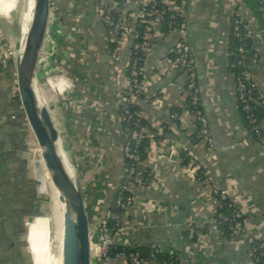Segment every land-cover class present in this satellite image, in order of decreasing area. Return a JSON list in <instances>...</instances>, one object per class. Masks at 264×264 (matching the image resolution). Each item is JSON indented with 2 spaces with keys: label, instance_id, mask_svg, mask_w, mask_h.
Returning a JSON list of instances; mask_svg holds the SVG:
<instances>
[{
  "label": "crops",
  "instance_id": "0c3cea01",
  "mask_svg": "<svg viewBox=\"0 0 264 264\" xmlns=\"http://www.w3.org/2000/svg\"><path fill=\"white\" fill-rule=\"evenodd\" d=\"M242 3L247 4L244 11L251 18V30L260 29L249 0L185 3L184 37L197 62L201 106L208 117L214 149L206 148L202 140L188 141L194 122L188 108L182 107L187 103L186 73L174 70L168 55L181 39L179 30L155 40L143 66L142 94L136 100L150 125L148 132L155 134L149 139L152 153L144 161L153 180L136 190L137 202L129 209L124 241L162 246L190 264H250L249 239L264 237V147L244 129L234 73L228 65L230 14ZM11 12L0 15V40L16 52L20 34L15 25H20V18ZM51 18L52 40L46 55L50 63L37 76L42 78L50 69L63 77L50 81L51 86L60 91L68 84L67 102L62 96L61 105L67 103L71 109L62 105V113L54 108L51 114L59 119L66 148L77 159L90 226L107 212L123 167L114 107L127 53L118 72L108 58L92 0H51ZM261 49L262 60L249 64L248 69L264 88V40ZM13 84L15 55L6 66L0 65V264H30L26 231L35 214L37 182L34 158L26 157L29 131L21 109L12 101ZM177 107H182L180 119L171 123L170 111ZM162 125L165 128L159 131ZM182 145L196 154L206 181L183 170ZM214 187L228 190L247 219L246 231L233 238L218 236L207 224ZM189 223L207 227L196 243L187 238ZM90 264L99 262L92 258Z\"/></svg>",
  "mask_w": 264,
  "mask_h": 264
},
{
  "label": "built area",
  "instance_id": "2783aa9c",
  "mask_svg": "<svg viewBox=\"0 0 264 264\" xmlns=\"http://www.w3.org/2000/svg\"><path fill=\"white\" fill-rule=\"evenodd\" d=\"M185 3L186 0H92L93 8L102 26L103 41L108 58L118 72L121 70V58L124 53H127L123 64L120 89L117 93L118 99L114 107L115 118L120 126V151L123 157V167L119 182L114 189V200L111 199L109 203V206L112 205L113 208L120 209V211L107 210L89 226L91 259L95 258L99 264H190L183 257L162 246L149 245V250L142 253L139 250H131L135 245L124 241L129 209L137 202L136 190L146 187L153 180V175L144 166V161L152 153L149 139L154 138L155 134L148 132V126L142 123L146 117L140 109L132 110V107L137 106L136 100L142 94L144 62L154 47L155 40L161 37L160 29L163 25V17L166 15L168 20L165 26H167L169 33L174 30L181 32V39L172 49L173 56L169 58V63L174 70L180 69L186 73L185 88L188 102L182 107L191 108L194 122L192 131L188 133V141L191 143L202 140L206 148L214 149L208 117L202 106H199L201 96L197 62L184 37ZM261 3H264V0H261ZM246 7L247 4L242 3L237 4L232 9L230 33L239 40L249 37L250 47L247 49L244 43L239 44L236 60L228 65L231 70L237 69V71L232 70V72L234 73L237 103L241 104V110L244 112L246 121L243 124L244 129L264 147V119L258 122L254 115L259 106H264V88L254 79L248 69L249 64L260 63L263 58L261 49L262 30L258 29L254 32L251 30L248 22L249 16L244 11ZM139 25L142 26V29L138 28ZM48 36H51L49 32ZM140 52L143 55H139ZM14 55V50L1 39L0 65L6 66ZM41 60L42 55L39 63ZM141 60L143 64L140 63ZM59 77L54 78V80L63 79L61 74ZM66 85L60 91L57 86L52 87L58 92H63L68 88L67 83ZM11 93L13 96L17 95L16 84ZM169 119L171 123H175L176 120L180 119V112L177 110L170 112ZM122 123L126 124L123 128L121 127ZM164 128L165 126L162 125L158 127V130L161 131ZM144 139H147L148 143L142 148ZM179 153L183 157V162L186 160L183 163V170L192 178L196 177L206 181V171L200 165L191 148L182 145L179 148ZM211 195L213 204L209 208L206 220L207 224L215 228L218 236L228 239L246 231L247 219L237 207L228 190L214 187L211 189ZM224 205L229 208V212L228 210H225L226 212L219 210ZM110 220H112V224L109 223ZM221 226H226L229 229L228 232L224 233L225 230ZM195 227L191 223L187 225V238L189 240L194 235ZM114 243L125 249L111 255L110 249ZM247 253L249 263L256 264L259 255L264 254V237L254 236L250 238ZM165 254L167 257H162Z\"/></svg>",
  "mask_w": 264,
  "mask_h": 264
},
{
  "label": "water",
  "instance_id": "95a60500",
  "mask_svg": "<svg viewBox=\"0 0 264 264\" xmlns=\"http://www.w3.org/2000/svg\"><path fill=\"white\" fill-rule=\"evenodd\" d=\"M249 1L254 4V0ZM30 6L28 31L23 41L20 38L15 52V84L19 106L26 126L55 179L62 210V264H90L89 219L83 192L76 183L74 172L71 174L66 166L70 162L48 110L43 106L39 112L36 104L34 81L50 29L51 0H28V11ZM255 8L259 14V7ZM260 20L263 21L262 17Z\"/></svg>",
  "mask_w": 264,
  "mask_h": 264
},
{
  "label": "rangeland",
  "instance_id": "374dc122",
  "mask_svg": "<svg viewBox=\"0 0 264 264\" xmlns=\"http://www.w3.org/2000/svg\"><path fill=\"white\" fill-rule=\"evenodd\" d=\"M27 1L28 0H0V15L8 16L9 13L13 11L15 12L13 15L16 16L17 18H20V25L19 22H16L17 25L15 26L17 28V31H19L20 28L21 39L23 38L25 29L28 24V18L27 16H25V14L27 13L26 11ZM6 38L11 43L12 39L9 34H7ZM50 40L52 39L48 36L44 44V48H43L44 50L42 52V60L38 65L39 71L37 70V72H42L40 70L45 69V67L48 66L50 63L47 61L46 58V55L49 52L47 49V44H49ZM52 72H50V69H48L46 73H42L41 76L42 78H38L37 76L36 85L40 92L39 96L42 99L43 105L48 110L50 117L54 123V126L58 131V135L64 146L66 155L72 167V172H74L75 174L76 183L78 187L82 190L79 179V169L77 168L76 165L77 159L75 156H72L71 152L66 148L65 143L67 142L62 137L63 135L61 133L62 126L59 123L60 122L59 119L56 121L55 119L52 118L53 116L51 115V112L53 111L54 108H56V111L58 113H62L64 111L62 105L66 107L67 110L71 109V107L67 103H63L61 105V103L63 102L61 98L63 96L66 100L67 91L69 90V88H67L63 92H58L55 88H53L50 85L49 81L54 80V78H58L60 74L57 73L56 71H52ZM65 102H67V100ZM28 131H29V136H28L29 138H27L28 146L26 150L27 151L26 157H28L30 154L31 158L32 159L34 158L33 175L36 178L37 191H38L37 212H40V215L33 214L31 216L32 218L28 221L29 223L27 224L29 225V228L26 239L29 245L28 254H29L30 264H32V262L33 264H62V232L61 234L59 233L62 228V221L59 219L61 217L62 212L57 210H56L57 213L55 212L54 209L55 207L53 205V198L50 190L49 176L47 174L46 167L42 162L41 155L35 143V140L30 130ZM204 235H202L201 237H203ZM57 246H60V251L59 248L58 251L56 250ZM54 254L60 255L61 258L58 261H53L52 263Z\"/></svg>",
  "mask_w": 264,
  "mask_h": 264
},
{
  "label": "trees",
  "instance_id": "16d2710c",
  "mask_svg": "<svg viewBox=\"0 0 264 264\" xmlns=\"http://www.w3.org/2000/svg\"><path fill=\"white\" fill-rule=\"evenodd\" d=\"M250 5L252 6L254 15L257 17L258 21L260 22V30H262V38L264 40V22L260 20L261 16L264 17V4L261 3L260 0H257L254 4H250ZM255 7H259V9H261L259 14L256 12V8ZM167 20H168V16L166 15V16L163 17V22H162L163 25H162V27L160 29V32H161L160 36L161 37H164V36L168 35V33H169V30H168L167 26H165ZM138 28L142 29V26L139 25ZM50 32H51V27H50L49 33ZM244 33H245V29H244ZM241 43H244L245 44V48L249 49V47H250V39H249V37L239 40L238 38L234 37L231 33H229V38H228V45H229L228 46V64L229 65L232 64L236 60V58H237V47ZM139 55H143V53L140 52ZM168 55H170L169 58H171L173 56V51H171ZM141 59H143V57H141ZM140 63L143 64L142 60L140 61ZM232 70L233 71H237L236 68H233ZM12 86H14V84ZM12 101L14 102L16 107L20 108L17 95L12 96ZM187 102H188V99H187ZM199 106H201V102H200ZM238 106H239V110L241 112L242 122H243V124H245L246 121H245V117H244V112L241 110V104H238ZM132 110H139V108L137 106H133ZM175 110L180 112L181 108L177 107L175 109H172L170 112L175 111ZM187 110H189L190 112L192 111L190 107H188ZM254 115L256 116L257 121L261 122L264 119V106H259L257 108V110L255 111ZM21 116H22V119L24 121V117H23L22 112H21ZM177 121H179V120H176V122ZM142 123L146 124L147 126L150 127L149 123L146 122L145 120L144 121L142 120ZM125 125L126 124L122 123L121 127L123 128V127H125ZM147 143H148V140L144 139L143 142H142V148H144L147 145ZM184 162H186V160H184ZM114 197L115 196L113 195V197L111 198L112 201L114 200ZM37 202H38V197H37ZM37 205L38 204L36 203V206H35L33 211H35L34 212L35 214L40 215V212H37ZM85 208H86V211H87V207H85ZM107 209L110 210V211H115V212L120 211V209L113 208L112 205L109 206V208H107ZM219 210H221L223 212H226L225 210H228V212H229V208L226 207L225 205H224L223 208H221ZM109 223L112 224V220H110ZM221 227L225 230L224 233L228 232L229 229L226 226H221ZM206 232H207V227H203V228L195 227L194 235H193L191 241L196 243L198 241L199 236L201 234L206 233ZM122 249H125V248L122 247V246H119L117 243H114L111 246L110 253H111V255H114L115 252L120 251ZM131 250H139L142 253H146L149 250V245H135ZM162 257H167V256L165 254ZM256 264H264V254L263 255H259L258 260L256 261Z\"/></svg>",
  "mask_w": 264,
  "mask_h": 264
},
{
  "label": "bare ground",
  "instance_id": "6f19581e",
  "mask_svg": "<svg viewBox=\"0 0 264 264\" xmlns=\"http://www.w3.org/2000/svg\"><path fill=\"white\" fill-rule=\"evenodd\" d=\"M31 4V3H30ZM27 5H28V1H27ZM27 11V13L25 14V16H27V18H28V24H27V27H26V29H25V32H24V35H23V38H22V41L24 40V38L26 37V34H27V31H28V27H29V24H30V20H31V6H30V11H28V10H26ZM34 88H35V92H36V101H37V108H38V110H39V112H41L40 111V109H41V107H43L44 105H43V102H42V99L40 98V96H39V92H38V88H37V85H36V81H34ZM52 115V114H51ZM40 152V151H39ZM40 155H41V152H40ZM41 159H42V162H43V164L45 165V167H46V171H47V174H48V176H49V183H50V190H51V195H52V198H53V205H54V209H55V212L57 213V211H60V212H62V210H61V205H60V202H59V200H58V192H57V189H56V186H55V179H54V177H53V175H52V173L50 172V170L48 169V167H47V165H46V163H45V161H44V159H43V157H42V155H41ZM67 168H68V170L70 171V173L72 172V167L70 166V164L67 162ZM57 210V211H56ZM60 212H58V213H60ZM35 218V217H34ZM61 221H62V213H61V217L59 218ZM59 220V221H60ZM29 222H27V224H28ZM59 224V223H58ZM61 232H62V228H61V231L59 232L60 234H61ZM27 236V235H26ZM58 248H59V251H60V246H57V251H58ZM61 258V256L60 255H55L54 254V257H53V259H52V261H57V260H59ZM32 264H33V262H32Z\"/></svg>",
  "mask_w": 264,
  "mask_h": 264
}]
</instances>
